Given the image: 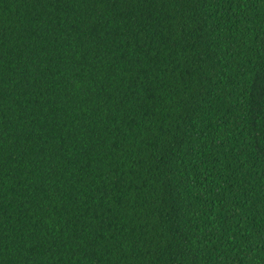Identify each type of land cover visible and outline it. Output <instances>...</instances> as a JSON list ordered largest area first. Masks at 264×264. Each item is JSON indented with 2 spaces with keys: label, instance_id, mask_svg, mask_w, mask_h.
Segmentation results:
<instances>
[{
  "label": "trees",
  "instance_id": "1",
  "mask_svg": "<svg viewBox=\"0 0 264 264\" xmlns=\"http://www.w3.org/2000/svg\"><path fill=\"white\" fill-rule=\"evenodd\" d=\"M0 264H264V0H0Z\"/></svg>",
  "mask_w": 264,
  "mask_h": 264
}]
</instances>
